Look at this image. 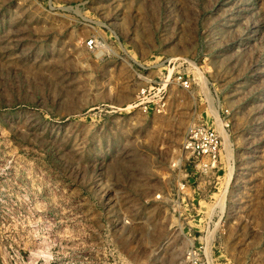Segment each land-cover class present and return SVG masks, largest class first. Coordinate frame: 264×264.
I'll use <instances>...</instances> for the list:
<instances>
[{
	"label": "rangeland",
	"instance_id": "374dc122",
	"mask_svg": "<svg viewBox=\"0 0 264 264\" xmlns=\"http://www.w3.org/2000/svg\"><path fill=\"white\" fill-rule=\"evenodd\" d=\"M193 257L264 264V0H0V264Z\"/></svg>",
	"mask_w": 264,
	"mask_h": 264
},
{
	"label": "built area",
	"instance_id": "2783aa9c",
	"mask_svg": "<svg viewBox=\"0 0 264 264\" xmlns=\"http://www.w3.org/2000/svg\"><path fill=\"white\" fill-rule=\"evenodd\" d=\"M203 141H200V140ZM185 149L189 152H197L198 154L206 155L211 159L216 157L217 138L214 132L193 127L189 130L185 140ZM191 264H210L199 259L192 258Z\"/></svg>",
	"mask_w": 264,
	"mask_h": 264
},
{
	"label": "bare ground",
	"instance_id": "6f19581e",
	"mask_svg": "<svg viewBox=\"0 0 264 264\" xmlns=\"http://www.w3.org/2000/svg\"><path fill=\"white\" fill-rule=\"evenodd\" d=\"M222 130V129H221ZM222 132V131H221ZM223 133V132H222ZM221 205H223V204H221ZM222 207V206H221Z\"/></svg>",
	"mask_w": 264,
	"mask_h": 264
}]
</instances>
